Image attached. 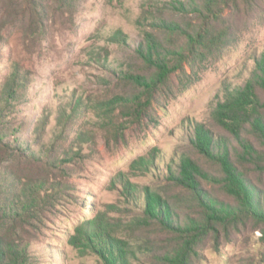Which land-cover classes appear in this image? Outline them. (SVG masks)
Wrapping results in <instances>:
<instances>
[{"label": "rangeland", "instance_id": "1", "mask_svg": "<svg viewBox=\"0 0 264 264\" xmlns=\"http://www.w3.org/2000/svg\"><path fill=\"white\" fill-rule=\"evenodd\" d=\"M149 1L41 0L33 13L26 0L13 1L12 13L5 12L6 0L0 3V95L13 72L19 85L15 98L1 99L4 142L13 153H3L1 163L14 172L10 185L25 204L32 195L27 182L40 190L31 213L30 264H106L80 240L87 223L105 216L134 245L144 240L155 247L161 232L133 233L128 226L142 212L145 187L173 196L168 168L186 149L192 122L206 120L223 88L242 83L253 70L264 20L250 11L236 17L226 49L194 63L185 88L151 108L152 120L126 117L104 129L95 111L110 96L103 78L116 93L125 84L98 60L108 58L118 70L135 65L142 32L151 29ZM118 29L129 35L127 45L109 40ZM174 82L181 85L178 76ZM130 183L136 199L125 188ZM260 227L249 222L219 251L205 246L196 264H264Z\"/></svg>", "mask_w": 264, "mask_h": 264}, {"label": "trees", "instance_id": "2", "mask_svg": "<svg viewBox=\"0 0 264 264\" xmlns=\"http://www.w3.org/2000/svg\"><path fill=\"white\" fill-rule=\"evenodd\" d=\"M13 1L4 3L6 13H12ZM40 1L26 0L24 7L37 12ZM167 10L176 16L165 17ZM250 11L264 20V0L149 1L145 12L151 14V29L142 32L135 65L118 70L108 58L98 60L125 84V90L116 93L111 81L103 78L110 96L95 106L103 128L126 117L132 122L152 120L151 108L185 88L194 63L226 49L234 39L236 17ZM138 23L145 25L144 17ZM129 39L122 29L109 38L121 45ZM251 59V74L242 83L223 88V97L211 103L206 120L192 122L186 149L178 150L168 168L173 196L145 187L142 212L128 226L133 233L161 232L152 241L155 247L144 240L134 245L120 236L109 216L87 223L80 240L106 264H196L205 246L219 251L249 222L264 225V44ZM17 78L13 72L0 95V264H30L31 213L40 202L33 181L25 184L32 194L27 204L20 200L10 185L14 172L1 163L4 154L12 153L4 142L1 99L17 96ZM125 188L134 197L131 192L136 188L131 183ZM260 230L264 233V227Z\"/></svg>", "mask_w": 264, "mask_h": 264}]
</instances>
